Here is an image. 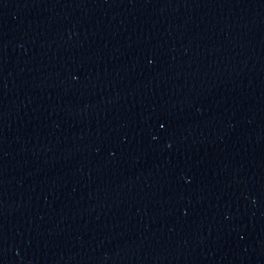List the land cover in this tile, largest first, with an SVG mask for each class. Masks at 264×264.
<instances>
[{
    "label": "water",
    "instance_id": "water-1",
    "mask_svg": "<svg viewBox=\"0 0 264 264\" xmlns=\"http://www.w3.org/2000/svg\"><path fill=\"white\" fill-rule=\"evenodd\" d=\"M0 264H264V0H0Z\"/></svg>",
    "mask_w": 264,
    "mask_h": 264
}]
</instances>
